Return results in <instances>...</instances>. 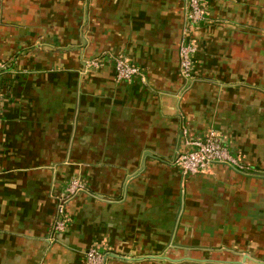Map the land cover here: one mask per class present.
Instances as JSON below:
<instances>
[{"label": "crops", "instance_id": "0c3cea01", "mask_svg": "<svg viewBox=\"0 0 264 264\" xmlns=\"http://www.w3.org/2000/svg\"><path fill=\"white\" fill-rule=\"evenodd\" d=\"M205 10L186 78V0H0V264H264V0ZM210 128L245 172L183 173Z\"/></svg>", "mask_w": 264, "mask_h": 264}, {"label": "built area", "instance_id": "2783aa9c", "mask_svg": "<svg viewBox=\"0 0 264 264\" xmlns=\"http://www.w3.org/2000/svg\"><path fill=\"white\" fill-rule=\"evenodd\" d=\"M187 4V21L188 29L180 43V69L186 78L193 76V56L197 50V44L190 37V32L200 27L206 20L205 4L206 0H186ZM113 65L115 69L116 79L118 81H130L136 76L144 79L143 68L123 56H115ZM94 68H99L104 64L100 59H91L88 62ZM7 68L5 62L0 61V73ZM186 136L185 143L190 147L186 152L177 155L175 162L179 165L185 174L203 173L209 169L213 163H222L237 167L241 171L246 170L239 159L234 156L224 143V137L215 129H209L201 137H192L188 131L184 129ZM85 187L78 180L74 179L70 182L64 193L58 197L57 215L54 220L53 229L61 232L65 230L69 222L66 206L69 201ZM107 254L99 250L98 246L90 247L86 252L87 264H104Z\"/></svg>", "mask_w": 264, "mask_h": 264}, {"label": "rangeland", "instance_id": "374dc122", "mask_svg": "<svg viewBox=\"0 0 264 264\" xmlns=\"http://www.w3.org/2000/svg\"><path fill=\"white\" fill-rule=\"evenodd\" d=\"M90 61V60H89ZM132 61V60H131ZM133 62V61H132ZM135 63V62H134ZM123 81V80H122ZM131 81V80H130ZM211 129V128H210Z\"/></svg>", "mask_w": 264, "mask_h": 264}]
</instances>
